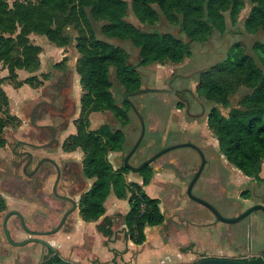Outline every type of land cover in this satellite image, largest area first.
I'll list each match as a JSON object with an SVG mask.
<instances>
[{
  "label": "rangeland",
  "instance_id": "rangeland-1",
  "mask_svg": "<svg viewBox=\"0 0 264 264\" xmlns=\"http://www.w3.org/2000/svg\"><path fill=\"white\" fill-rule=\"evenodd\" d=\"M8 1L11 5L15 2ZM126 1L131 4V0ZM250 8L247 2L236 24L227 15L226 33L215 32L206 43H192L180 27L171 24L156 6L159 21L155 25L141 24L131 8L127 17V21L142 31L170 33L181 38L190 44L192 51V57L181 64H154L138 68L143 82L142 89L175 92L146 93L131 98L144 118L146 133L129 163L138 167L151 156L171 146L195 144L204 152L206 165L192 194L212 205L227 219L239 217L255 205H264V165L260 181L237 170L220 153L217 138L207 126V118L213 108L227 115L230 108L237 107L241 99L251 91L245 87L240 88L231 98L230 108L225 109L201 97L197 93V86L200 74L226 59L237 43L242 44L245 52L264 71V55L254 50L256 42L264 41V32L251 35L244 26ZM93 26L99 39L125 49L130 55L129 64L138 65L137 48L130 42L104 36L101 31L103 23L93 22ZM66 35L71 41L61 48L50 43L44 36H30L31 43L42 48L38 68L34 71L17 70V78H11L7 64L0 65V89L3 90L0 91V119L8 124L0 134V196L6 204L4 211L0 212V264H44L52 254L42 241L51 247L55 243L57 246L51 231L61 225L66 212L73 205L54 194L57 169L52 162L47 161L52 160L62 172L57 187L59 195L79 203L82 194L93 183L83 174L82 150L79 148L71 155L63 150L64 142L77 133L84 94L77 72L81 58L76 48L78 33L69 28ZM111 81L112 93L117 104L122 106L126 91L118 82L114 69H111ZM4 97L7 104H4ZM129 115L131 124L127 127H123L109 112L92 113L89 117L90 130L107 124L113 130L124 131L125 151L111 153L109 156L116 169L124 164L125 157L141 134L137 115L133 110ZM201 164L202 158L195 149L183 147L169 152L151 165L154 176L152 184L145 187V190L152 198L161 201L166 220L161 226L147 229L149 241L143 249L139 248L140 256L146 262L192 264L206 255L216 254L237 257L234 259H250L264 250L263 211L253 212L240 223L226 224L190 198L188 188ZM126 178L129 183H137L136 180L142 183L139 173L131 171ZM111 195L105 203L106 216L113 222L115 239L123 236L127 239L124 217L129 211V202L116 199L113 193ZM10 212L20 213L29 230L26 232L23 229L17 215L8 219L7 228L12 240L16 243L28 242L25 245L15 246L7 239L3 224ZM80 217L78 209L72 212L64 229L71 231L79 223ZM103 222L104 219L98 221L99 224ZM59 236L66 241L63 233ZM89 247L90 238L83 240L81 246L58 254L63 260L71 261L75 249L84 254ZM91 264L95 263L91 261Z\"/></svg>",
  "mask_w": 264,
  "mask_h": 264
},
{
  "label": "trees",
  "instance_id": "trees-1",
  "mask_svg": "<svg viewBox=\"0 0 264 264\" xmlns=\"http://www.w3.org/2000/svg\"><path fill=\"white\" fill-rule=\"evenodd\" d=\"M247 2L251 8L244 22L246 32L251 35L264 32V0H131V4L126 0H16L12 5L8 0H0V65L7 64L11 78H17V70L38 68L42 48L31 43L32 34L44 36L61 48L71 41L66 35L67 29L78 33L76 48L81 58L77 72L84 91L81 120L77 133L64 142L63 150L73 153L80 148L84 154L82 171L93 183L79 200V215L87 223L104 219L97 230L105 237L114 235L113 222L106 216L105 206L112 193L117 199L129 202L124 224L126 237L133 244L144 245L147 229L161 226L166 220L161 201L145 190L154 176L152 166L139 172L141 184L129 183L126 176L131 170L124 164L116 169L109 159L111 153L125 151L124 131L113 130L107 124L90 130L92 113L109 112L123 127L131 124L132 100L124 98L122 106L117 104L112 93L111 69L115 70L127 94L143 87L139 67L181 64L192 57L190 44L181 38L170 33L145 32L127 21L130 8L141 24L155 25L159 21L156 6L192 43H206L215 32L226 33L227 15L236 24ZM93 22L103 23L101 31L107 38L130 42L137 48L138 65L129 64L130 55L125 49L99 39ZM254 50L264 55V41L256 42ZM242 87L251 92L237 107L230 108L231 98ZM197 93L225 109L230 108L227 115L213 108L207 118V126L217 138L220 153L245 176L262 180L264 71L242 44L237 43L226 59L200 74ZM7 125L0 119V134ZM5 205L0 196V212ZM50 253L51 257L44 264L63 260L58 252ZM240 260L264 264L261 257Z\"/></svg>",
  "mask_w": 264,
  "mask_h": 264
},
{
  "label": "crops",
  "instance_id": "crops-1",
  "mask_svg": "<svg viewBox=\"0 0 264 264\" xmlns=\"http://www.w3.org/2000/svg\"><path fill=\"white\" fill-rule=\"evenodd\" d=\"M71 154L72 153H67V155ZM136 181L137 183H141L140 180ZM111 196H109V198ZM78 222L79 223L77 224V226L75 224L74 228H72L69 232L64 229L65 225L67 224L66 222L64 226H62V228H60L56 233L54 232V235H51L53 239L57 241L58 246H55L56 243L53 244V248L55 249L54 252L61 253V251H63V253H66L68 249L81 246L83 240L87 241V239L90 238V249H85L86 251H84V254H82L78 249H75L73 251L71 261L80 264H91V261L95 264H151L149 262H146L144 257L140 256L141 250L139 251V248L143 249V247L147 245L149 237H147V242L144 245L138 246L133 244V242L129 239H125L124 236L123 238L120 237L115 239L116 234L114 229V235L111 238L105 237L97 230V225H99L98 222L88 223L89 225H87L85 224L87 222L83 221L81 217L80 221ZM88 226L90 227L88 228ZM86 231H88V233ZM62 233L65 235L67 242L64 240V237L59 236ZM93 239L98 240L99 242L96 243ZM260 252H264V250ZM205 257L232 258L228 256H220L218 254L206 255Z\"/></svg>",
  "mask_w": 264,
  "mask_h": 264
},
{
  "label": "water",
  "instance_id": "water-1",
  "mask_svg": "<svg viewBox=\"0 0 264 264\" xmlns=\"http://www.w3.org/2000/svg\"><path fill=\"white\" fill-rule=\"evenodd\" d=\"M156 92H171V93H174L175 91H169V90H154V89H141V90L136 91V92L127 93L125 99L127 101L131 102V98L132 97L144 95L146 93H156ZM131 108H132L133 112L137 115L138 119L140 120V124H141V134H140V137L138 138L137 142L133 146V148L130 150V152L127 154V156L124 159V166H126L127 168H129V170H131L132 172H135V173H139L143 168L152 165L156 160H158L162 156L168 154L169 152H171V151H173L175 149L183 148V147H190V148L195 149L200 154V156L202 158V164H201L198 172L196 173V175L194 177V180L192 181L191 185L188 188V195L190 196V198L192 200L198 202L202 206H204L207 209H209L217 217V219L219 221H221L223 223H226V224H237V223H240L244 219H246L247 217H249L253 212H255L257 210H261V211L264 212V205L259 204V205H255L254 207L250 208L245 213L241 214L239 217L232 218V219H227V218H224L223 216H221V214L212 205H210L209 203H207V202H205L203 200H200V199L194 197L193 194H192V190H193L195 184L197 183V181L199 180V178L201 177V175L203 173L204 167L206 165V156H205L204 152L198 146H196L193 143H184V144H179V145L171 146V147H169L167 149L162 150L158 154H156L154 156H151L150 158H148L146 161H144L138 167L132 166L129 162H130L131 158L133 157V155L138 150L139 146L141 145V143H142V141H143V139L145 137V133H146V123L144 121V118L142 117V115L139 113V111L137 110V108L135 107V105L132 102H131ZM55 195L58 196V194L56 192H55ZM62 198L63 199H67L68 201H70L73 204V207L66 214L64 220L61 222V225L58 227V229L56 231H54V232H57L60 228H62V226L64 225V223H65V221L67 219V217L72 212H74L75 210L78 209V203L77 202H75L74 200H72L70 198H67V197H62ZM12 215H17L20 218V220H21V224L23 226V229L26 232H29V230L25 226V222L23 220V217L20 215V213H18V212H10L6 216V219H5L4 224H3V228H4V231L6 233L7 239L9 240L10 244H12V245H15V246L25 245L28 242L16 243L11 238V235H10L9 230L7 228V222H8V219ZM42 244L46 245L51 252H54L55 251V249L53 247H51V245H49V244H47V243H45L43 241H42ZM255 257H261L264 260V252H261V253L257 254ZM49 264H80V263H76V262L68 261V260H62L60 262H53V263H49ZM192 264H252V263L247 262V261H244V260H240V259H234V258L203 257V258L198 259L197 261H195Z\"/></svg>",
  "mask_w": 264,
  "mask_h": 264
},
{
  "label": "flooded vegetation",
  "instance_id": "flooded-vegetation-1",
  "mask_svg": "<svg viewBox=\"0 0 264 264\" xmlns=\"http://www.w3.org/2000/svg\"><path fill=\"white\" fill-rule=\"evenodd\" d=\"M47 162H52L53 163V165L56 167V169H57V182H56V185H55V187H54V189H53V192H54V194H55V192L58 194V192H57V187H58V184H59V181H60V179H61V177H62V172H61V170H60V168L56 165V163H54L52 160H50V161H47ZM44 163V162H43ZM42 165V163L39 165V166H37L36 167V169H35V173L38 171V169L40 168V166ZM60 196V197H59ZM58 198H60L61 200H64V201H66V202H69V203H71L70 201H68L67 199H63L62 197H66L65 195L64 196H62V195H59L58 194V196H57ZM68 198V197H67ZM71 199V198H70ZM72 204V203H71ZM73 205V204H72ZM72 209V208H71ZM70 209V210H71ZM69 210V211H70ZM69 211H67L66 213H68ZM72 214V213H71ZM70 214V215H71ZM69 215V216H70ZM68 216V217H69ZM68 217H67V219H68ZM67 219H66V221H67ZM66 221H65V223H66ZM64 223V224H65ZM4 229V228H3ZM58 229V228H57ZM56 229V230H57ZM56 230H54V231H56ZM54 231H51L52 233L54 232ZM50 233V232H49ZM9 241V240H8ZM10 243V242H9ZM50 251V250H49ZM51 252V251H50Z\"/></svg>",
  "mask_w": 264,
  "mask_h": 264
}]
</instances>
